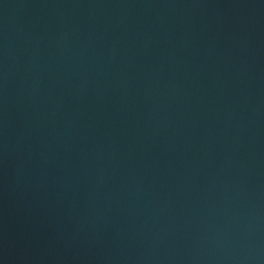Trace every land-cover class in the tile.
I'll use <instances>...</instances> for the list:
<instances>
[{
	"label": "water",
	"instance_id": "water-1",
	"mask_svg": "<svg viewBox=\"0 0 264 264\" xmlns=\"http://www.w3.org/2000/svg\"><path fill=\"white\" fill-rule=\"evenodd\" d=\"M0 264H264V0H0Z\"/></svg>",
	"mask_w": 264,
	"mask_h": 264
}]
</instances>
